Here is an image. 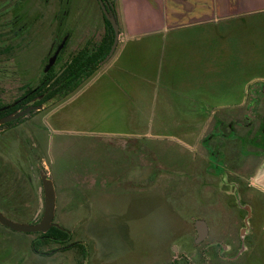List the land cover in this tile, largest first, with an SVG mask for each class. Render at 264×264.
<instances>
[{"label": "rangeland", "instance_id": "obj_1", "mask_svg": "<svg viewBox=\"0 0 264 264\" xmlns=\"http://www.w3.org/2000/svg\"><path fill=\"white\" fill-rule=\"evenodd\" d=\"M51 15V21H34L35 12L28 14L34 25L18 38L20 52L6 66L7 77L0 76L4 101L20 95L16 87L38 84L61 40L69 36L58 59L67 60L103 35L96 0H69L65 9L57 3ZM208 32L227 37V110L202 104L215 100L223 81L209 78L178 80V88L191 81L198 97L185 92L194 101L176 110L146 106L160 91L156 86L141 95L127 90L135 101L130 109L119 89L97 80L100 67L72 95L0 128V213L20 224L40 221L43 172L55 193L53 223L71 235L67 243L85 249L81 256L75 247H44L42 233L0 224V264H170L173 258L179 264H264V194L253 178L264 170V152L257 139L250 141L264 127V94L254 93L264 84V11L174 35L201 39ZM152 38L159 37L146 39ZM199 71L206 75L203 66ZM131 117L134 124H125ZM193 118L212 120L197 126ZM219 119L247 127L235 126L238 137L223 127L226 145H215L210 155L200 141ZM198 222L206 236L196 243Z\"/></svg>", "mask_w": 264, "mask_h": 264}, {"label": "crops", "instance_id": "obj_2", "mask_svg": "<svg viewBox=\"0 0 264 264\" xmlns=\"http://www.w3.org/2000/svg\"><path fill=\"white\" fill-rule=\"evenodd\" d=\"M113 4L117 23L125 33L121 35L118 27L119 36L114 53L101 66L103 72L97 80L104 77L103 83L119 89L125 97L124 103L130 109L135 106V101L127 90L139 94L148 92V87L156 86L160 91L149 98L146 106L153 109L159 107L160 111H165L166 108L176 110L198 97V90L194 89L191 81L182 84L186 88H178V80L223 79L215 100L212 99L210 104H202L210 110H227V105L222 104L227 99V37H217L208 32L209 35L201 39H183L174 33L205 25L216 27L226 23L228 18L263 12L264 0H113ZM141 23L147 27L140 26ZM150 36L159 38L146 39ZM202 66L206 68V75L199 71ZM170 79L174 83L166 82ZM261 81H264V77ZM262 86L264 84L256 86L254 93H260ZM189 91L193 94L192 98L185 94ZM178 93L181 98L177 97ZM132 119L127 118L125 124L133 125ZM192 120L196 121L197 126H202L212 119ZM253 178L264 194V170L258 169Z\"/></svg>", "mask_w": 264, "mask_h": 264}, {"label": "flooded vegetation", "instance_id": "obj_3", "mask_svg": "<svg viewBox=\"0 0 264 264\" xmlns=\"http://www.w3.org/2000/svg\"><path fill=\"white\" fill-rule=\"evenodd\" d=\"M57 3L60 6L63 4V7L65 9L66 6H68V4H69V0H58V2H56V0H0V76L6 75V70H7L6 66H11V64H13V62L15 63L16 57L18 56V54L20 52V45H19L20 42H18V38L20 36H22V34L24 32L30 30L31 27L34 25V24H32V20H29L28 14L35 12V17L33 19L34 21H36L37 19L43 20V19H45L46 16H48L49 21H51V19H53L51 14L55 12ZM62 13L64 15H66L65 10H63ZM68 39H69V36H67V38L65 40H63V41L61 40L54 47L53 52L51 51L52 53L49 55L45 65H44V70L42 71V76L39 79L38 84L34 88L38 87L40 84H44L43 89H45L46 93H48V94L52 93V90L54 88L53 85H54L56 78L58 76H60L65 71L67 64L71 61L72 57L80 50L79 49L78 51H76L67 60H58L59 55L64 50ZM85 45H84V47H85ZM55 53H57V55H56L54 63L45 71L46 67L49 64L50 58ZM7 64H10V65H7ZM5 77H7V76H5ZM0 79H1V77H0ZM23 87L24 86L16 87V89H18V91H20V95L16 96L15 98L11 99L10 101H4V99L1 95L2 90L0 88V111H3L4 108L15 106L18 109V111L15 113H18V112H20V111H22L28 107H42L40 110H37L34 112V113H36V112H40L44 109L45 103H47L51 100H55L54 98H48L45 100L44 99L45 93L39 95L38 97L31 98L28 100V98L24 95L25 89ZM263 92H264V87L262 86L260 89V93H263ZM42 99H43V101H42ZM40 101H42V102H40ZM15 113H12V114H15ZM31 113L33 114V112H30L29 115H31ZM8 115H10V114H8ZM8 115L3 116L2 118L6 117ZM2 118H0V119H2ZM19 119H16L14 121H17ZM14 121H11V122H14ZM234 121H235L234 126H233V121H231L227 124V123L223 122V120H221V119H219L216 123H214L213 130L210 132V134L208 136H206V138H203L200 141V146L202 148H204V150L207 154H210V155L212 154V152H213L212 147H214L215 145L217 147H221V148H223L226 145V142L228 140L227 139L228 133L227 132H224V133L221 132L223 127H227L229 132L231 131L233 133V135H236L237 137H238V134H237L238 129L235 126L244 127V128L247 127V124L239 122L238 119H236ZM6 124H8V123H6ZM3 125H5V124H3ZM3 125H0V126H3ZM214 134H217V135H214ZM220 138L223 140L222 142H220ZM254 138H252L250 141L253 142ZM257 139H259V137ZM211 140H213V144L211 143ZM203 157L205 158V156H203ZM223 157H225V153H223ZM43 207H44V202H43ZM42 215H43V213H42ZM37 222H39V221H37ZM37 222H36V224H37ZM195 234L197 236L196 230H195ZM205 236H206V234H205ZM204 239H205V237L199 242H202ZM51 245H54V244H51ZM55 245L59 246L58 244H55ZM68 245H70V243H68ZM65 246L66 245H63V247H65ZM63 247H62V250H63ZM66 249H68V248H66ZM54 251H57V248L54 249ZM174 262H175V264H179L175 258L172 259L170 264H172Z\"/></svg>", "mask_w": 264, "mask_h": 264}, {"label": "trees", "instance_id": "obj_4", "mask_svg": "<svg viewBox=\"0 0 264 264\" xmlns=\"http://www.w3.org/2000/svg\"><path fill=\"white\" fill-rule=\"evenodd\" d=\"M102 3L111 10L115 19L116 12L114 10L113 0H101ZM96 3L100 9L98 1ZM100 12L103 17V35L97 44L93 45L89 48L88 44L85 45L82 49H80L71 59V61L67 64L65 71L56 78L52 93H46L45 89H43L44 84H40L36 88H26L24 91V95L29 99L38 97L41 94L45 93L44 99L48 98H58V100L64 98L65 96H70L75 93L83 84V82L89 78H91L105 63L104 60L108 56L111 46L114 41V30L110 22L105 18L103 12L100 9ZM117 23V19H116ZM27 100V101H28ZM43 101V99H42ZM40 101V102H42ZM26 106V105H25ZM18 109L14 107L4 108L3 111H0V118L5 115L12 114L17 112ZM32 114V113H31ZM10 122L5 124L2 127H8L13 123H17L20 120ZM264 127L260 126L256 137L253 139V143L256 142V139L260 137L256 144L261 145L262 150L264 152ZM263 142V143H262ZM71 235L63 229L58 227H51L45 233H42L38 241H40L41 246H49L50 244H58V245H66L65 248L75 247L78 248L77 252L81 256H85V249L78 243H71L68 245L67 242H70ZM35 243L31 244V247H34ZM34 249V248H33ZM36 250V249H34ZM172 264H175L172 263Z\"/></svg>", "mask_w": 264, "mask_h": 264}, {"label": "water", "instance_id": "obj_5", "mask_svg": "<svg viewBox=\"0 0 264 264\" xmlns=\"http://www.w3.org/2000/svg\"><path fill=\"white\" fill-rule=\"evenodd\" d=\"M98 4L100 6L101 11L103 12L105 18L110 22V24L112 25V28L114 30V41L113 44L111 46L110 52L108 54V56L105 58L104 62H106L114 53L115 47L117 45V41H118V36H119V31H118V25L116 23V19L114 17V15L112 14L111 10L109 8H107L101 0H97ZM57 53H55L49 60V64L46 67L45 71L54 63L55 58H56ZM42 107H28L18 113L15 114H10L2 119H0V125L9 123L11 121H14L16 119H19L23 116H27L30 112H35L37 110H40ZM40 180H41V191L43 192V196H44V207H43V215L41 220L37 223V224H32V225H28V224H20V223H16V222H12L9 219H7L3 214L0 213V224L4 227H7L13 231L16 232H22V233H45L49 228L51 227H57L54 223H53V216H54V210H55V193H54V189H53V184L52 182L49 180L47 174L41 172L40 173ZM247 220V218H246ZM245 220V224L246 221ZM195 230L197 233V240L196 243H198L199 241H201L206 234V229L203 223L198 222L195 225ZM245 232V229L243 230V234ZM245 235V234H244ZM242 235V239L243 236Z\"/></svg>", "mask_w": 264, "mask_h": 264}]
</instances>
